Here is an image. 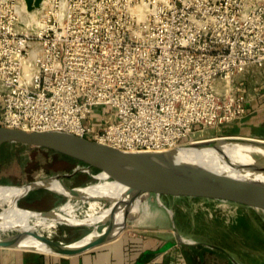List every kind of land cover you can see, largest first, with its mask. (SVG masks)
<instances>
[{"label": "built area", "instance_id": "obj_1", "mask_svg": "<svg viewBox=\"0 0 264 264\" xmlns=\"http://www.w3.org/2000/svg\"><path fill=\"white\" fill-rule=\"evenodd\" d=\"M251 69L264 0H0V126L167 151L243 117Z\"/></svg>", "mask_w": 264, "mask_h": 264}, {"label": "water", "instance_id": "obj_2", "mask_svg": "<svg viewBox=\"0 0 264 264\" xmlns=\"http://www.w3.org/2000/svg\"><path fill=\"white\" fill-rule=\"evenodd\" d=\"M25 1L28 10L34 11L40 8L45 0ZM6 143L41 147L78 160L85 165L79 170L92 173L91 168H94L99 172H104L109 178L124 186L126 190L122 198H115L114 200L101 198L106 206H110L113 200L114 209H120L122 217L115 226L109 220L100 223L97 229L99 230L100 226L104 227L99 230L100 234L87 242L81 241L85 236L76 241L65 243L39 232L12 231L0 237V248L29 250L59 256H75L85 253L121 237L129 228V219L133 206L148 193L158 194V197L170 195L219 199L264 210L263 139L228 135L203 139L202 142L186 143L167 151L140 152L115 148L109 144L107 145L71 132L28 131L20 128L0 126V148ZM226 143L256 147L259 150L253 153L252 159L241 164L239 173L219 171L211 168V166L179 157V151L187 147L205 148L222 146ZM75 173L51 176L20 185L0 184V186H28L25 193L17 199L19 207H21L19 201L33 191H40L41 189L55 190L49 185L53 181L59 182L64 190L75 200H82L84 197L79 191L81 187L73 188L62 181L63 177H71ZM38 182H41V184H38ZM59 193L62 194L61 192ZM64 196L66 197V195ZM53 211L38 210L37 212L50 214ZM91 229L93 231V228ZM174 230L177 232L175 243L197 245L195 242L187 241L178 232L177 227ZM28 235L42 241L46 247L40 249L28 246L26 244Z\"/></svg>", "mask_w": 264, "mask_h": 264}, {"label": "rangeland", "instance_id": "obj_3", "mask_svg": "<svg viewBox=\"0 0 264 264\" xmlns=\"http://www.w3.org/2000/svg\"><path fill=\"white\" fill-rule=\"evenodd\" d=\"M217 128L198 131L194 137L196 140L222 137V131ZM82 167L85 165L78 160L41 147L6 143L0 148V184L4 185H20L74 172L73 176L62 178L66 185L74 188L95 183L93 174L99 171L79 170ZM66 200L55 190L41 189L23 197L19 205L36 211H52ZM2 210L0 207V212ZM129 222L123 235L160 234L172 241H176L174 228L177 227L187 241L197 243L188 246L192 253L207 259L204 264H264L263 209L219 199L158 197V194L148 193L133 206ZM102 228L100 226L99 230ZM91 232L92 229L85 226L60 225L52 236L69 243Z\"/></svg>", "mask_w": 264, "mask_h": 264}, {"label": "bare ground", "instance_id": "obj_4", "mask_svg": "<svg viewBox=\"0 0 264 264\" xmlns=\"http://www.w3.org/2000/svg\"><path fill=\"white\" fill-rule=\"evenodd\" d=\"M258 150L256 147L228 143L205 148L191 146L181 149L179 157L211 166L219 171L239 173L241 164L252 159L253 153ZM94 178L95 183L79 188L84 197L82 200L72 198L59 182H51L50 187L66 195L67 200L50 214L39 213L17 205V199L25 193L28 186H0V207H3L0 212V237L12 231H28L39 232L54 238L52 234L60 225L85 226L93 228L92 233L81 240L87 242L100 234L97 229L100 223L109 220L115 226L122 217V211L114 209L113 200L122 198L126 188L109 178L104 172H98ZM101 198L113 199L111 205L106 206ZM26 244L40 249L46 247L45 243L31 235H28Z\"/></svg>", "mask_w": 264, "mask_h": 264}, {"label": "crops", "instance_id": "obj_5", "mask_svg": "<svg viewBox=\"0 0 264 264\" xmlns=\"http://www.w3.org/2000/svg\"><path fill=\"white\" fill-rule=\"evenodd\" d=\"M242 83L248 99L247 113L221 125L217 131H222V136L264 140V75L251 69ZM192 251L188 244L175 243L160 234H132L75 256L0 248V264H204L207 261Z\"/></svg>", "mask_w": 264, "mask_h": 264}]
</instances>
